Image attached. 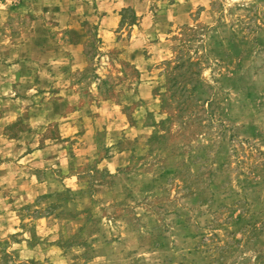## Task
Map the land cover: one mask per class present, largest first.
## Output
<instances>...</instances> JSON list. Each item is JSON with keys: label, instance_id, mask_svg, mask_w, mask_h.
<instances>
[{"label": "rangeland", "instance_id": "1", "mask_svg": "<svg viewBox=\"0 0 264 264\" xmlns=\"http://www.w3.org/2000/svg\"><path fill=\"white\" fill-rule=\"evenodd\" d=\"M97 1L0 0V264H264V0Z\"/></svg>", "mask_w": 264, "mask_h": 264}, {"label": "crops", "instance_id": "2", "mask_svg": "<svg viewBox=\"0 0 264 264\" xmlns=\"http://www.w3.org/2000/svg\"><path fill=\"white\" fill-rule=\"evenodd\" d=\"M101 0H98L97 3L100 5L101 10L103 13H105L102 18H101V36L103 37V41L105 43L109 42L112 39V34L113 31L116 29L120 22L119 18V9L122 8L123 6H130L134 3L132 0H103L102 3L100 2ZM109 2V4H108ZM137 3V2H135ZM139 8V7H138ZM73 48L75 47L76 50H80V48L83 47L82 42H77L70 44ZM135 45V42L132 40L125 45L127 46V57L125 56V59L132 61L133 63L136 64V66L142 71L144 64L149 62L151 58H149L147 55H144L143 53L133 51L131 52V48ZM71 56V55H70ZM68 87V86H67ZM143 87L146 88L143 84L141 85V88ZM146 90V89H144ZM66 93H68L69 97H72V94L74 93V88H65V90H62ZM67 104H71V99H66L65 101ZM39 150L33 151L32 154H38ZM127 151H122L114 156L108 157L104 160V164L106 167L112 168V167H118L125 165L129 161V156H128Z\"/></svg>", "mask_w": 264, "mask_h": 264}]
</instances>
